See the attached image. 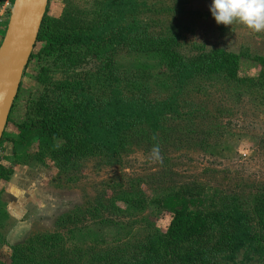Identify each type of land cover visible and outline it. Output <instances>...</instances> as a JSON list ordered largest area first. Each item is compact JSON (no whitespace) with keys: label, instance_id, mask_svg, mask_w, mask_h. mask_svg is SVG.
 <instances>
[{"label":"trees","instance_id":"16d2710c","mask_svg":"<svg viewBox=\"0 0 264 264\" xmlns=\"http://www.w3.org/2000/svg\"><path fill=\"white\" fill-rule=\"evenodd\" d=\"M50 1L35 50L41 47L26 69L35 61L40 68L37 80L45 88L41 98L30 105L26 120L16 125L18 135L13 143L14 151L21 153L20 164L33 166L51 160L65 165L74 157L117 163L132 147L160 148L167 117L179 113L181 98L189 100L200 82L223 80L235 85L236 93L264 90V57L255 58L261 70L249 77L240 74L241 54L200 48L185 53L177 32L152 33L147 19L140 17L147 12L148 0H94L91 8L82 9L64 0L60 15L49 13ZM121 51L146 55L142 62L119 69L114 58ZM88 61L100 64L79 72ZM59 66L67 69L68 76L52 82V70ZM35 142L37 150L26 152ZM13 172L0 163V181L9 180ZM120 200L126 213L147 208L144 200L134 196ZM238 201L237 197L216 199L195 182L185 184L155 199L156 208L171 218L165 230H147L135 257L120 246L95 250L84 259L85 249L78 247L69 254L64 237L53 233L36 235L24 246H16L6 264H81L83 259L85 264H207L222 249L225 258L245 251L252 256L249 260L264 264V185L254 193L250 206ZM91 207L88 213L68 218L69 225H74L69 232L75 230L98 244L104 242L100 233L77 227L79 218H97L108 210L104 197ZM112 208L123 212L115 205ZM7 217L1 209L0 225Z\"/></svg>","mask_w":264,"mask_h":264},{"label":"rangeland","instance_id":"374dc122","mask_svg":"<svg viewBox=\"0 0 264 264\" xmlns=\"http://www.w3.org/2000/svg\"><path fill=\"white\" fill-rule=\"evenodd\" d=\"M63 1L51 0L49 13L60 15ZM72 1L82 9L91 8L94 0ZM4 3L8 21L12 3ZM148 3L144 9L147 12L140 17L147 19L152 33L167 29L177 32L185 53L200 48L241 54L240 74H259L261 66L255 58L264 57V31L256 33L236 22L231 26L217 25L209 12L211 0ZM40 47L41 44L35 51ZM126 51L115 55L119 69L142 62L146 55ZM107 58L111 59V55ZM99 64L88 61L78 71H89ZM39 70L34 61L24 75L0 149V163L14 171L9 180L0 181V210L8 216L0 225V264L10 262L16 246H24L36 235L53 233L64 237V249L69 254L73 255L78 247L85 249L84 259L95 250H116L120 246L128 256L135 257L147 230H165L169 223L170 214L155 206V199L164 193L195 182L216 199L237 197L239 204L250 206L252 196L264 185V90L236 93V86L223 80L200 82L193 87L189 100L181 98L179 113L167 117L162 145L153 151L132 147L113 164L99 157H74L65 165L51 160L33 166L20 164L21 153L14 151L13 143L18 135L16 125L26 120L30 105L42 96L45 87L37 80ZM67 76V69L61 66L54 67L51 73L52 82ZM36 150V142L26 148L28 153ZM124 196L144 200L147 208L137 213L124 212L126 205L120 200ZM102 197L108 210L97 218H79L77 227L87 226L93 234L100 233L104 242L95 244L82 233L69 232L74 225H69L68 218L82 211L88 213ZM224 252L222 249L218 258H211L207 264L256 262L249 260L252 256L245 251L229 256L233 259L225 258L228 256ZM84 259L81 264H85Z\"/></svg>","mask_w":264,"mask_h":264},{"label":"water","instance_id":"95a60500","mask_svg":"<svg viewBox=\"0 0 264 264\" xmlns=\"http://www.w3.org/2000/svg\"><path fill=\"white\" fill-rule=\"evenodd\" d=\"M50 0H14L0 44V143L8 126Z\"/></svg>","mask_w":264,"mask_h":264},{"label":"clouds","instance_id":"9594fccd","mask_svg":"<svg viewBox=\"0 0 264 264\" xmlns=\"http://www.w3.org/2000/svg\"><path fill=\"white\" fill-rule=\"evenodd\" d=\"M209 12L217 25L236 22L256 33L264 31V0H211Z\"/></svg>","mask_w":264,"mask_h":264},{"label":"crops","instance_id":"0c3cea01","mask_svg":"<svg viewBox=\"0 0 264 264\" xmlns=\"http://www.w3.org/2000/svg\"><path fill=\"white\" fill-rule=\"evenodd\" d=\"M6 5L5 3L0 4V44L3 40V36L6 30V22H7V18H6ZM4 29V31H3Z\"/></svg>","mask_w":264,"mask_h":264}]
</instances>
